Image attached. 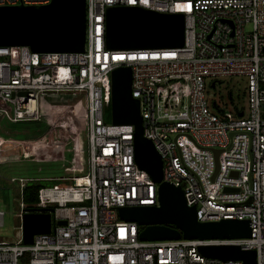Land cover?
<instances>
[{
  "label": "built area",
  "instance_id": "built-area-1",
  "mask_svg": "<svg viewBox=\"0 0 264 264\" xmlns=\"http://www.w3.org/2000/svg\"><path fill=\"white\" fill-rule=\"evenodd\" d=\"M48 2L0 0V6ZM115 6L183 14V46L107 49L105 13ZM85 18L83 51L0 46V119L37 121L41 95L84 93L88 150L84 174L18 178L19 235L0 239V264H243L198 251L211 244L254 249L255 264H264V0H85ZM118 66L131 69V95L139 100L143 135L162 159V180L181 187L199 221L248 219L249 237L140 240L141 227L118 217V207L156 205L158 186L134 160L133 125L112 123L111 72ZM233 75L246 78L247 111L217 115L206 81L214 86ZM72 106L51 105L48 130L36 139L13 142L0 134V154L11 155L13 144L24 157H55V136L64 122L72 125ZM44 135L49 144L41 143ZM41 180L53 183L39 187L32 211L22 189ZM41 210L50 213V231L24 243L22 217Z\"/></svg>",
  "mask_w": 264,
  "mask_h": 264
},
{
  "label": "water",
  "instance_id": "water-1",
  "mask_svg": "<svg viewBox=\"0 0 264 264\" xmlns=\"http://www.w3.org/2000/svg\"><path fill=\"white\" fill-rule=\"evenodd\" d=\"M86 35L85 0H49L42 5L0 6V46H28L34 52L83 51ZM105 47L109 50L182 47L181 13H161L138 6L108 7L105 13ZM213 86V84L211 85ZM239 116L242 112L238 113ZM111 116L116 125H133L134 160L157 186V204L117 208L118 217L141 227L140 240L236 239L250 236L248 219L199 221L196 208L188 206L180 186L162 180V159L151 140L143 135L139 100L131 95V69L118 66L111 72ZM217 151L215 161L217 167ZM64 224V220L57 222ZM50 213L24 215V243L35 234L48 233ZM198 251L221 260L255 264V250L234 244L200 245Z\"/></svg>",
  "mask_w": 264,
  "mask_h": 264
},
{
  "label": "rangeland",
  "instance_id": "rangeland-1",
  "mask_svg": "<svg viewBox=\"0 0 264 264\" xmlns=\"http://www.w3.org/2000/svg\"><path fill=\"white\" fill-rule=\"evenodd\" d=\"M211 81H206V94L210 108L215 114L220 115L221 110L235 114L236 107L243 108L246 113L248 107L247 81L244 76L233 75L221 80L218 79L214 86H210ZM212 102H215L217 108L213 107ZM62 103L73 105V125L77 132V136L74 135L77 140V148L75 145L73 153L71 137L73 127L64 124L63 126L65 127L60 136H55L60 142L57 146V152H50L51 155H56L55 157L44 158L45 152H40L36 157H24L13 144H10L11 148H13L11 155L0 154V239H16L19 235V220L17 217L21 198L17 184L19 177L35 179L71 177L84 174L88 170L87 111L84 93L61 92L43 94L40 96L41 116L39 120L13 122L1 118L0 134L13 142L36 139L47 131V118L51 105ZM43 139L45 138H40V140ZM43 144H49V141ZM75 162L76 164H74ZM40 183L42 185H51L53 181L41 180Z\"/></svg>",
  "mask_w": 264,
  "mask_h": 264
},
{
  "label": "trees",
  "instance_id": "trees-1",
  "mask_svg": "<svg viewBox=\"0 0 264 264\" xmlns=\"http://www.w3.org/2000/svg\"><path fill=\"white\" fill-rule=\"evenodd\" d=\"M48 127L49 126H48V122H47V129L46 130H48ZM41 135H39L38 137H40ZM41 185H42L41 183L29 182L22 189V199H23L24 203L26 204V208H30L32 211H35L37 209L35 207V205L38 201L37 200V192H38V189Z\"/></svg>",
  "mask_w": 264,
  "mask_h": 264
},
{
  "label": "bare ground",
  "instance_id": "bare-ground-1",
  "mask_svg": "<svg viewBox=\"0 0 264 264\" xmlns=\"http://www.w3.org/2000/svg\"><path fill=\"white\" fill-rule=\"evenodd\" d=\"M64 124H66V122H64ZM69 125H71V124H69ZM72 127L74 126L73 125V123H72V125H71ZM74 130H73V133H72V135H71V137H72V153H73V150L75 149V145H77V142L75 141V138H74ZM41 138H45V139H43V140H41V143H47V141H49V137H48V135H44L43 137H41ZM37 144H39V143H37ZM40 145V144H39ZM44 146V145H43ZM71 153V154H72ZM71 156H73V155H71Z\"/></svg>",
  "mask_w": 264,
  "mask_h": 264
},
{
  "label": "flooded vegetation",
  "instance_id": "flooded-vegetation-1",
  "mask_svg": "<svg viewBox=\"0 0 264 264\" xmlns=\"http://www.w3.org/2000/svg\"><path fill=\"white\" fill-rule=\"evenodd\" d=\"M25 214L27 213V212H24Z\"/></svg>",
  "mask_w": 264,
  "mask_h": 264
}]
</instances>
